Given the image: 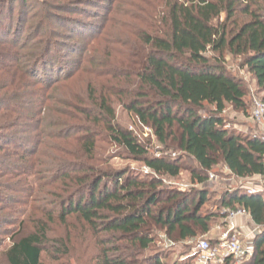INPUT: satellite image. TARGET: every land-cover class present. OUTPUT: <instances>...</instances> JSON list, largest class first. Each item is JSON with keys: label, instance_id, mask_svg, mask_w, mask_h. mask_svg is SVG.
<instances>
[{"label": "trees", "instance_id": "obj_1", "mask_svg": "<svg viewBox=\"0 0 264 264\" xmlns=\"http://www.w3.org/2000/svg\"><path fill=\"white\" fill-rule=\"evenodd\" d=\"M96 8V0H0V230L11 227L5 230L11 243L0 250L4 264L67 256L63 242L51 241L49 225L69 217L98 239L94 264H165L161 252L149 254L156 234L194 239L210 232L215 215L201 212L206 192L167 189L163 179L186 171L204 184L220 165L238 179L264 177V143L229 132L222 118L227 105L249 109L246 86L229 73L226 55L242 59L264 103V0H169L158 21L137 19L146 28L136 22L127 32L136 42L129 52L114 51L121 66L94 73L90 65L108 68L112 54L91 58L96 24L78 17L92 19ZM64 51L78 57L76 66ZM116 104L153 131L160 153L175 149L181 156H154L151 142L118 124ZM98 138L150 173L113 170ZM33 175L44 180L35 189L55 208L25 230L11 199ZM221 203L227 211L245 210L259 228L255 254L243 264H264V196L227 192Z\"/></svg>", "mask_w": 264, "mask_h": 264}, {"label": "rangeland", "instance_id": "obj_2", "mask_svg": "<svg viewBox=\"0 0 264 264\" xmlns=\"http://www.w3.org/2000/svg\"><path fill=\"white\" fill-rule=\"evenodd\" d=\"M183 1V0H182ZM148 2V5L144 4L138 0H96L98 8L97 11L94 9H88L91 12H96L92 14V19H89L88 14L78 17L81 20L90 23H95L92 28L96 31L95 41L92 44V55L91 58H96L98 55H104L106 53L112 54L111 56V69L106 68L103 64L90 65L92 72H102L109 69L110 71L114 70L115 67L122 65L119 62L123 57L119 54H114L116 52H129L131 46L134 45L136 39L129 34L126 38L125 35L129 33L132 27L136 24L137 19L147 20L150 17L156 18L158 21V14L165 10V5L169 0H145ZM133 5L136 6V9L132 8ZM135 10V11H134ZM136 12V13H135ZM126 13H130L127 17ZM131 13L135 16V20L131 17ZM158 13V14H157ZM225 20V15L221 19ZM158 26V23L156 24ZM91 27V26H90ZM89 27V28H90ZM137 27L146 28L142 23L137 22ZM92 28H90L92 30ZM132 32V31H131ZM129 41V42H128ZM113 50V51H112ZM64 60L74 64L75 55L69 51H64ZM118 55V56H116ZM226 66L229 73L237 76L242 79L246 89H247V102L249 105L248 113H239L233 109V106L227 105L225 112L222 114L225 128L232 133L239 134L241 136H252L257 135L259 129L257 126L250 121V110L255 100H260L262 96V91L258 90L256 83L253 80V77L248 74V71L241 67L242 59H235L229 55H226ZM86 65L83 63L82 66ZM102 65V66H101ZM113 68V69H112ZM71 69H73L71 67ZM108 71V70H107ZM91 72V74H92ZM84 85L82 83V93L84 92ZM115 110L117 114L118 124L126 130L132 131L140 140L147 144L151 142L153 146L151 153L154 156H157L159 153L160 145L157 143L156 138L153 135V131L148 127L139 125L134 115L126 111L121 104L115 105ZM211 111H214V108H210ZM79 123L72 121L71 124ZM99 148V153L102 158L106 156L112 157L110 166L113 170L118 172L130 171L132 175H145L146 166L134 159H131L129 155L125 153L122 149L117 147H110L107 145L102 138L97 139ZM162 150V148H161ZM122 154V157H113L115 153ZM164 152V151H163ZM165 155L176 156L179 158L181 153L178 150L171 149L163 153ZM34 179L36 181H34ZM32 182V184L30 183ZM31 184V185H30ZM44 180H38L37 178L31 176L29 180L22 183L18 188V192L13 193L12 208L15 210L16 214H19L18 226L21 222H25V230H29L33 226V222L41 218L45 219L44 212L48 213L51 208H55L50 203L46 204V201H50L51 197H47L42 192H39L38 189H35V186H42ZM31 186V187H29ZM163 186L167 189H173L182 193H189L203 191L207 193V200L205 205L202 207L201 212L206 214L215 215L213 220L210 223V232L207 234H198L196 238L189 239L186 241H176L172 242L168 240L163 233L156 234L155 241L152 250L149 251V254H155L161 252L163 256H166L164 259L165 264H196V259H194L193 254L198 243L202 240H209L215 242L223 233L227 232L229 225L227 224V217H224L225 212L228 210L222 207V198L227 192H236L243 191L248 189L257 190L260 194L264 196V186L261 185L258 181L251 179H238L231 175V173L224 166L220 165L208 174V180L204 184H197L191 180V175L182 171L181 175L174 179L168 180L163 179ZM20 188L23 190L21 191ZM30 188V189H28ZM35 198V199H34ZM195 202H198L196 198ZM59 210V209H57ZM239 211V210H237ZM227 211V215H228ZM245 216H240L242 220L241 226L243 229L237 230L239 238L248 239L246 236H252L256 226L250 223ZM47 219V216H46ZM30 221V222H29ZM51 232L49 233L50 238L53 240L61 241L66 246L69 254L67 256L59 255L58 257H53V255L45 256L44 260L46 264H94L96 257L99 255L100 246L98 244V239L93 236L89 228L79 221L76 217H69L67 222L61 223L58 220L50 222ZM11 227L6 226L5 229L0 230V242L3 243L0 250L5 248L9 243V239L6 236L5 232L8 231ZM17 227L16 230H18ZM6 230V231H5ZM9 236V234H7ZM256 236V233H255ZM7 237V238H6ZM53 253V249L50 250ZM0 264H4L2 257L0 258Z\"/></svg>", "mask_w": 264, "mask_h": 264}, {"label": "built area", "instance_id": "obj_3", "mask_svg": "<svg viewBox=\"0 0 264 264\" xmlns=\"http://www.w3.org/2000/svg\"><path fill=\"white\" fill-rule=\"evenodd\" d=\"M249 119L259 129L256 136L264 143V103L262 101H254ZM163 155L165 154L159 152L157 157ZM173 157L176 156L174 155ZM145 173L149 174L150 170L145 168ZM257 192V190L253 189L247 190L250 195ZM244 215H247L245 210L228 212L226 221L229 225L228 231L223 233L215 242L202 240L198 243L193 254L196 264H243L253 258L256 250L254 244L255 235L247 240L239 238L238 231L234 225V220Z\"/></svg>", "mask_w": 264, "mask_h": 264}, {"label": "crops", "instance_id": "obj_4", "mask_svg": "<svg viewBox=\"0 0 264 264\" xmlns=\"http://www.w3.org/2000/svg\"><path fill=\"white\" fill-rule=\"evenodd\" d=\"M253 179L254 180H256V181H258L261 185H263L264 186V177H260V176H256V177H253ZM246 219L250 222V223H252V224H254L253 223V221H252V219H251V217L248 215L247 217H246ZM240 220H242L241 219V217H238V218H236L235 220H234V225H235V227H236V229L237 230H240V229H243L242 228V226H241V222H240ZM255 225V224H254ZM256 226V225H255ZM255 228H257V229H255V231H254V234H251L252 236L253 235H255V233L257 234V232L259 231V228L256 226ZM252 236H246L248 239L249 238H253ZM255 237V236H254Z\"/></svg>", "mask_w": 264, "mask_h": 264}]
</instances>
